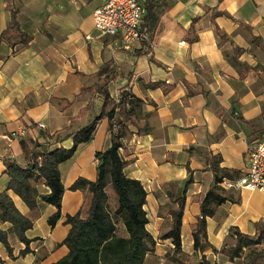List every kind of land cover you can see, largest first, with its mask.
Listing matches in <instances>:
<instances>
[{
  "label": "crops",
  "instance_id": "1",
  "mask_svg": "<svg viewBox=\"0 0 264 264\" xmlns=\"http://www.w3.org/2000/svg\"><path fill=\"white\" fill-rule=\"evenodd\" d=\"M154 2L158 20L148 43L136 41L125 49L118 36L93 25L92 12L101 0H0V33L14 6L21 30L32 37L23 46L0 40V191L8 183L3 159L26 164L23 145H72L71 133L98 114L102 98L95 87L105 79L114 99L128 90L143 100L139 120L145 132L136 135L128 125L119 150L124 173L146 191L145 227L156 242L143 264L201 255L218 259L222 254L210 247L193 249L192 230L199 200L213 185L210 159L220 157L219 167L239 175L247 165L248 146L264 134V0ZM195 33L197 39L189 41ZM155 81L171 89L148 86ZM106 127L107 119L101 118L92 138L58 165L64 191L61 216L53 226L47 222L53 205L38 201L32 211L7 189L33 223L25 231L29 251L19 254L25 245L10 232L12 254L0 243V264H50L67 253L61 244L70 227L65 215L80 208L85 215L88 201L85 190L69 186L78 176L95 179V153L108 145ZM190 175L176 251L171 239L161 236L172 225L174 198ZM38 189L47 191L43 185ZM224 190L237 201L226 200L206 217L207 240L217 249L234 242L231 228L252 234L254 222H264V191Z\"/></svg>",
  "mask_w": 264,
  "mask_h": 264
},
{
  "label": "trees",
  "instance_id": "2",
  "mask_svg": "<svg viewBox=\"0 0 264 264\" xmlns=\"http://www.w3.org/2000/svg\"><path fill=\"white\" fill-rule=\"evenodd\" d=\"M154 0H146L145 12L139 26V42L148 43V34L155 27L158 16L155 14ZM9 20L0 33V40L10 42L17 40L20 46L31 40V36L23 32L17 20L18 9L9 8ZM192 20L190 31H194ZM217 34L222 38L219 29ZM197 39L195 33L189 41ZM149 87H160L164 92L171 89V85L161 81L148 83ZM95 90L102 98L98 114L87 124L71 133L70 147L57 146L48 149L42 144H35L31 148L22 146L27 156V163L22 165L11 158H4V172L8 175L6 190L0 191V223L8 222L10 227H0V243L9 255L12 247L8 241V233L24 243L19 254L29 251L25 231L32 226L33 218L21 213L15 206L7 189L17 194L30 210L37 207L38 201L53 205L56 210L48 216L47 222L53 226L61 216L60 203L64 191L58 165L71 158L79 145L89 141L101 118L107 119L108 145L95 153L97 158L96 177L94 180L78 176L69 186L71 190H85L88 201L85 204L86 214L82 215L81 208L74 214H66L64 222L69 224V230L61 244L67 246V253L50 264H143L144 257L151 253L155 246V239L146 229L147 217L143 205L146 191L137 179L128 177L124 171L125 160L120 155L123 139L129 130L128 125L136 128L135 134L145 132L140 123L139 112L143 100L128 90H122L114 99L108 90L106 80L99 82ZM42 146L40 150H35ZM220 157H212L208 169L213 172V185L199 200V214L192 230V246L194 250L210 247L212 252L221 253L229 262H234L243 256L245 264H264V222H254V232L247 234L237 227L231 228L234 242L217 249L207 240L206 217L212 216L217 207L225 202L237 201L226 194L218 184L222 177H237L234 171L218 166ZM188 172L190 170L188 169ZM191 181V175L185 185L174 198L177 207L170 211L172 225L161 237L170 238L174 250L181 248L180 224L185 203V191ZM43 185L47 191L40 192L38 187ZM110 193L114 197L110 203ZM121 223L124 233H119L118 223ZM178 264H211L205 255H201L196 263H184L180 259Z\"/></svg>",
  "mask_w": 264,
  "mask_h": 264
},
{
  "label": "built area",
  "instance_id": "3",
  "mask_svg": "<svg viewBox=\"0 0 264 264\" xmlns=\"http://www.w3.org/2000/svg\"><path fill=\"white\" fill-rule=\"evenodd\" d=\"M146 0H101L92 12L94 27L110 36H118L125 49L139 40V26L145 12ZM39 127H44L38 122ZM22 133V132H21ZM247 165L237 177H222L223 189L264 191V134L246 150Z\"/></svg>",
  "mask_w": 264,
  "mask_h": 264
},
{
  "label": "rangeland",
  "instance_id": "4",
  "mask_svg": "<svg viewBox=\"0 0 264 264\" xmlns=\"http://www.w3.org/2000/svg\"><path fill=\"white\" fill-rule=\"evenodd\" d=\"M113 199H114V197L110 193V203L111 204H113ZM118 227H119V233H121V234L124 233L123 227H122L120 222L118 223ZM246 252H247V249L242 253V256L240 258H236L234 260V262L236 264H245V261L243 260V256ZM178 259L179 258H170V259L167 258L161 264H178L177 263ZM180 260L184 263H196L199 260V258H197V257L181 258ZM225 260H227V258L224 255L220 256L218 259H209L211 264H223V261H225Z\"/></svg>",
  "mask_w": 264,
  "mask_h": 264
}]
</instances>
